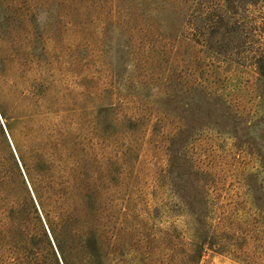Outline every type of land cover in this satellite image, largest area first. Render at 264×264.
I'll use <instances>...</instances> for the list:
<instances>
[{"label":"rangeland","instance_id":"1","mask_svg":"<svg viewBox=\"0 0 264 264\" xmlns=\"http://www.w3.org/2000/svg\"><path fill=\"white\" fill-rule=\"evenodd\" d=\"M12 1L0 120L48 207L77 209L68 264L97 241L111 264H264V0ZM12 154L0 123L23 197Z\"/></svg>","mask_w":264,"mask_h":264},{"label":"trees","instance_id":"2","mask_svg":"<svg viewBox=\"0 0 264 264\" xmlns=\"http://www.w3.org/2000/svg\"><path fill=\"white\" fill-rule=\"evenodd\" d=\"M0 6H2L8 14L15 15L17 13L16 6L12 0H0ZM14 38L17 39V37L12 35L9 40L10 45L14 43ZM21 40L25 42L26 37H21ZM259 62H261V67L257 68L259 70L258 72L261 74L262 72L264 73V56L261 57ZM1 79H4V85H0V93L2 92V88H6L8 91L12 92L15 83L11 81L8 82V79L4 77ZM44 90H46L45 86ZM0 114L5 117L1 101ZM5 130L15 151L30 192L27 190L28 187L26 189L24 186L25 180L23 181L24 178L22 179L21 177L22 173L20 174L19 172V166L13 154L9 155V161H11L12 168L15 170L17 184L21 186L23 197H20L10 184L9 177L0 159V261L13 255L15 252H18L16 254H22L19 256L24 255L25 257L29 255L27 264H48L49 261L50 264H59V262L57 263L59 259L63 264H68L67 254H76L79 259H81L84 254L88 256L89 252L87 246L84 244V236L80 234L77 222L75 221L77 209H73L69 212L65 207L58 206L54 212L48 207L39 193L40 189L39 185L35 182V177H31L29 164L25 161L23 152L13 139L9 127L6 126ZM67 173L72 189L78 193L77 161L71 162V165L67 167ZM61 183H65V181H61ZM58 232L64 234L65 240L69 245L66 251L57 240ZM51 240L57 253L55 252ZM96 246L98 247L99 263L111 264L107 257V253H104V249H106L107 245L97 241ZM40 248H43L47 257V263L45 260L42 261L41 254H39ZM19 256L14 255L15 264H19L20 260L17 258ZM7 264L11 263L8 261Z\"/></svg>","mask_w":264,"mask_h":264},{"label":"water","instance_id":"3","mask_svg":"<svg viewBox=\"0 0 264 264\" xmlns=\"http://www.w3.org/2000/svg\"><path fill=\"white\" fill-rule=\"evenodd\" d=\"M0 123H1V128H2V130H3V132H4V134H5V136H6V138H7V141H8V143H9V146H10V148H11V150H12L13 156L15 157V160L17 161V164H18V166H19V169H20V171H21V173H22V175H23V172H22V170H21V167H20V164H19V162H18L17 156H16V154H15V151H14L12 145H11V142H10V140H9V138H8V135H7V133H6L5 127H4L3 123L1 122V120H0ZM23 178H24L25 183H26V185H27V187H28V184H27V182H26V179H25L24 175H23ZM28 190H29V192H30L29 187H28ZM51 243H52V245H53V247H54V249H55V246H54L52 240H51ZM55 252H56V249H55ZM56 253H57V252H56ZM57 256H58V254H57ZM59 262H60V259H59ZM60 264H61V262H60Z\"/></svg>","mask_w":264,"mask_h":264}]
</instances>
